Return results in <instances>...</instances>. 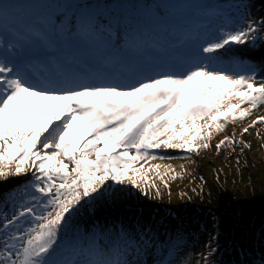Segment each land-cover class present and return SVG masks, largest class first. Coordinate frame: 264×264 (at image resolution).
Returning <instances> with one entry per match:
<instances>
[{
  "label": "snow or ice",
  "instance_id": "6c2138e0",
  "mask_svg": "<svg viewBox=\"0 0 264 264\" xmlns=\"http://www.w3.org/2000/svg\"><path fill=\"white\" fill-rule=\"evenodd\" d=\"M129 4L0 0V181L32 176L19 200L11 193L0 200V264H191L180 255L183 230L122 209L123 193L112 184L162 199L157 179L170 193L165 177L183 175L151 163L175 159L153 150L178 149L191 159L264 105L255 72L226 71L218 56L264 39V20L231 31L226 10L197 8L196 16L210 19L174 45L190 40L194 54L142 65L129 60L146 43L134 35ZM134 7L160 17L179 11L160 0ZM257 124L264 116L215 149H250L242 137ZM214 252L201 254L204 264Z\"/></svg>",
  "mask_w": 264,
  "mask_h": 264
},
{
  "label": "rangeland",
  "instance_id": "374dc122",
  "mask_svg": "<svg viewBox=\"0 0 264 264\" xmlns=\"http://www.w3.org/2000/svg\"><path fill=\"white\" fill-rule=\"evenodd\" d=\"M17 2L30 6L40 5L44 0ZM120 2L131 3L125 11L133 18L134 35L146 42L142 52L129 53L130 62L142 65L168 61L177 55L187 57L194 54L195 44L190 40L178 48L174 45L184 39L185 33L195 23L203 24L210 19L203 15L196 16L194 10L197 8L216 6L226 10L231 19L226 30L231 31L251 21L264 20V0H160V3L179 10L169 17L157 16L148 8L137 11L134 7L135 4H150L155 0ZM181 4L187 5L191 14L183 13L187 8L180 12ZM17 30L22 32L23 28L17 26ZM260 35L264 37V33ZM153 44L156 47L150 46ZM262 45L264 39L221 50L218 53L221 61L219 67L234 74L255 72L257 76L264 70V64H256L257 68L251 70L249 67H252V63L244 59L243 55L258 52L264 54ZM261 82L264 79H257L258 84ZM259 116H264V105L253 110L243 122L229 124L225 132L214 137L211 149L202 150L199 155H191V159H184L189 154L178 149L153 150L156 155L175 159L151 163L171 164L177 173H182L183 179L165 177L170 185V193L157 179L162 199L153 198L154 190L144 196L130 186L113 183V189L123 193L119 197L121 208L139 209L166 228L182 229L180 255L191 264H204L201 254H206L210 249H215V252L209 257L208 264H258L259 257L264 254V124H257L248 134L243 135V140L251 144V148H245L243 152L239 145L235 146V151L225 147L217 152L215 144L224 136H230L233 129L240 138L241 129ZM257 130L260 131L259 136ZM31 180L29 173L0 181V194L7 193V197L12 200L13 197L9 195L11 193L15 200H19L23 185ZM207 194L211 195L209 201L206 199Z\"/></svg>",
  "mask_w": 264,
  "mask_h": 264
},
{
  "label": "water",
  "instance_id": "95a60500",
  "mask_svg": "<svg viewBox=\"0 0 264 264\" xmlns=\"http://www.w3.org/2000/svg\"><path fill=\"white\" fill-rule=\"evenodd\" d=\"M243 56L244 59H249V61L258 64L259 66H263L264 64V54L262 52H258V54L246 53ZM256 77L257 79H264V70Z\"/></svg>",
  "mask_w": 264,
  "mask_h": 264
},
{
  "label": "trees",
  "instance_id": "16d2710c",
  "mask_svg": "<svg viewBox=\"0 0 264 264\" xmlns=\"http://www.w3.org/2000/svg\"><path fill=\"white\" fill-rule=\"evenodd\" d=\"M185 5V4H184ZM185 8H187V6L185 5V6H183L182 5V7H180V12H182L183 11V9L185 10ZM188 9V8H187ZM186 9V11L185 12H183V13H188V14H191V10L190 9H188L187 10ZM251 64V63H250ZM252 65V67L250 66L249 68L252 70V69H256L257 68V65L256 64H254V63H252L251 64ZM231 192V191H230ZM5 197H7V193H1L0 194V200H3ZM206 199L209 201L210 199H211V195L210 194H207L206 195ZM218 203V202H217ZM219 205V204H218ZM217 205V206H218ZM212 207V206H211Z\"/></svg>",
  "mask_w": 264,
  "mask_h": 264
},
{
  "label": "bare ground",
  "instance_id": "6f19581e",
  "mask_svg": "<svg viewBox=\"0 0 264 264\" xmlns=\"http://www.w3.org/2000/svg\"><path fill=\"white\" fill-rule=\"evenodd\" d=\"M181 5H184V4H181ZM185 6V5H184ZM187 6V5H186ZM28 183H29V181H27ZM28 183H25V185H23V188H24V186H26ZM147 204H149V203H147ZM161 205L162 206H164V207H169V206H167V204H165V203H161ZM151 206V205H150ZM153 206H155V205H153Z\"/></svg>",
  "mask_w": 264,
  "mask_h": 264
}]
</instances>
